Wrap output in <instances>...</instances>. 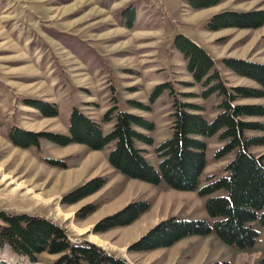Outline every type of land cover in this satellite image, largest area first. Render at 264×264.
<instances>
[{"label":"rangeland","instance_id":"374dc122","mask_svg":"<svg viewBox=\"0 0 264 264\" xmlns=\"http://www.w3.org/2000/svg\"><path fill=\"white\" fill-rule=\"evenodd\" d=\"M131 2L136 18L128 29L121 25L120 10ZM256 7L264 8V0H227L197 11L190 9L185 0H0V209L51 218L67 229L73 241L95 242L129 264H264V226L257 223L255 243L246 249L227 245L210 233L185 237L171 249L128 251L133 241L162 219L207 217L204 197L197 190L180 191L163 181L154 185L123 175L108 163L112 147L92 150L79 143L61 146L41 139L40 146L22 148L8 138L13 126L68 133L74 107L101 122L104 112L117 106L155 123L153 146L141 147L148 161L157 166L154 146L171 134L169 113L174 97L201 105L207 120L219 111L220 98L215 94L202 96L203 86L187 71L181 53L171 47L173 36L183 33L213 55L227 86L256 87L255 82L227 69L221 60L244 56L264 61V25L218 31L204 28L214 13ZM162 83L168 85L150 99L154 87ZM28 99L54 102L59 114L45 117L28 105ZM131 99L148 109L131 108L127 101ZM257 101L249 98L237 102ZM102 126L105 133L111 127L109 123ZM219 133L202 138L207 143V163L199 188L208 177L225 175V164L235 154L232 151L215 158L224 144ZM250 135L264 132L244 131V136ZM251 151L264 154V145L254 146ZM46 157L63 160L66 167L52 165ZM95 176L106 177L101 189L73 204L61 202L63 195ZM134 200L147 201L149 209L129 225L93 232L99 219ZM90 203L96 204L95 212L78 219L77 211ZM57 256L43 252L38 264H51ZM0 259L8 264L28 261L10 249L2 251Z\"/></svg>","mask_w":264,"mask_h":264},{"label":"trees","instance_id":"16d2710c","mask_svg":"<svg viewBox=\"0 0 264 264\" xmlns=\"http://www.w3.org/2000/svg\"><path fill=\"white\" fill-rule=\"evenodd\" d=\"M226 0H185L192 10L218 5ZM121 25L131 29L136 18V8L131 3L120 10ZM264 25V8L246 11L222 10L211 15L205 22L207 31L226 28L257 29ZM171 47L179 51L186 69L195 82L203 86L202 96L215 94L220 98L218 112L207 120L201 113L202 106L174 97L171 104L170 136L154 146L158 165H152L144 155L141 145L153 146L151 132L155 123L144 115L121 110L113 106L106 110L101 122L74 107L68 123V133L55 131H32L13 126L8 131L10 141L19 147L40 146L41 139L67 146L74 143L86 145L92 150L112 147L107 155L108 163L123 175L157 185L162 181L180 191L197 190L204 197V207L209 219H181L170 216L160 220L133 241L128 251H150L170 247L179 240L191 236H206L215 233L225 244L239 249L254 245L258 231L257 223L264 226V154L251 151L254 146L264 145V135L244 136L245 130L264 132V104L240 103L242 99L264 98V62L237 57H224L222 64L233 73L250 79L256 87L227 86L215 67L208 52L183 33L173 36ZM168 83L158 84L150 94L157 97ZM189 94L184 93L188 97ZM28 105L38 109L45 117L59 114L58 105L42 99H28ZM131 108L146 110L140 101L127 100ZM106 133L102 124L110 123ZM217 132L224 144L216 151L220 158L232 151L234 156L224 167L225 175L210 176L207 183L199 186L205 169L207 143L202 138ZM112 145V146H111ZM55 166L66 167L63 160L47 158ZM106 177L95 176L62 196L63 204H73L95 193L106 183ZM221 191L223 194L215 195ZM145 200H134L116 212L99 219L94 233L106 232L114 227L134 222L149 209ZM96 204L83 206L76 213L83 219L94 213ZM0 253L10 249L25 256L24 264H38L43 252L58 255L51 264H129L102 246L89 240L73 241L67 229L51 218L25 211L0 209ZM0 264H8L0 259ZM200 264H229L227 261Z\"/></svg>","mask_w":264,"mask_h":264},{"label":"crops","instance_id":"0c3cea01","mask_svg":"<svg viewBox=\"0 0 264 264\" xmlns=\"http://www.w3.org/2000/svg\"><path fill=\"white\" fill-rule=\"evenodd\" d=\"M227 1V0H226ZM225 2V1H224ZM224 2H222V3H224ZM222 3H220V4H218V5H221ZM193 40V39H192ZM193 41H195V40H193ZM197 44H198V42L197 41H195ZM257 43V40H255V42H254V44H253V46L255 45ZM208 52V51H207ZM209 54V53H208ZM210 55V54H209ZM212 58H213V60H214V62L216 63V60H215V57L213 56V55H210ZM231 57H237V58H243V59H245V57L244 56H231ZM252 61H256V62H258L257 60H252ZM260 62H264V61H260ZM253 100H260V101H257V102H253V103H259V104H264V98H259V99H253ZM239 101V100H238ZM240 103H243V102H240ZM131 112H133L132 110H130ZM217 113V112H216ZM215 113V114H216ZM215 114H213L212 115V117L215 115ZM90 116V115H89ZM91 118H93L92 116H90ZM95 119V118H94ZM254 119H256V120H260V121H263L262 119L263 118H254ZM110 125H112V122H110L109 123ZM218 193V192H217ZM215 195H219V194H216V193H214ZM204 219H209V216H207V217H204ZM180 241V240H179ZM177 243V242H176ZM173 244L172 246H170V247H165L166 249H171V248H173L174 246H176L177 244ZM97 245H99V244H97ZM101 246V245H100ZM103 247V246H102ZM104 248V247H103Z\"/></svg>","mask_w":264,"mask_h":264},{"label":"water","instance_id":"95a60500","mask_svg":"<svg viewBox=\"0 0 264 264\" xmlns=\"http://www.w3.org/2000/svg\"><path fill=\"white\" fill-rule=\"evenodd\" d=\"M95 243V242H94ZM100 246V245H99Z\"/></svg>","mask_w":264,"mask_h":264}]
</instances>
